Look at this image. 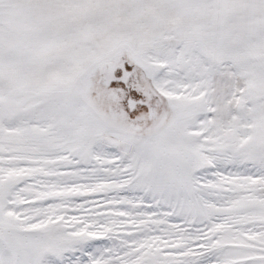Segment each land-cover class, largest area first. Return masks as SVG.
Returning a JSON list of instances; mask_svg holds the SVG:
<instances>
[{"label":"snow or ice","instance_id":"1","mask_svg":"<svg viewBox=\"0 0 264 264\" xmlns=\"http://www.w3.org/2000/svg\"><path fill=\"white\" fill-rule=\"evenodd\" d=\"M0 264H264V0H0Z\"/></svg>","mask_w":264,"mask_h":264}]
</instances>
